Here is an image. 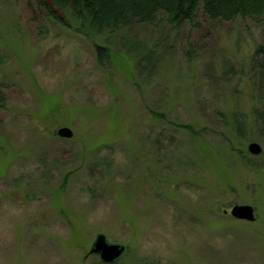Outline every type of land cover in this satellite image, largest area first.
<instances>
[{"label":"rangeland","instance_id":"rangeland-1","mask_svg":"<svg viewBox=\"0 0 264 264\" xmlns=\"http://www.w3.org/2000/svg\"><path fill=\"white\" fill-rule=\"evenodd\" d=\"M43 2L0 0V264H98L97 234L118 264H264L263 29L159 15L85 37ZM127 39L156 46L151 74Z\"/></svg>","mask_w":264,"mask_h":264},{"label":"trees","instance_id":"trees-1","mask_svg":"<svg viewBox=\"0 0 264 264\" xmlns=\"http://www.w3.org/2000/svg\"><path fill=\"white\" fill-rule=\"evenodd\" d=\"M39 4L58 25L85 37H97L106 31L126 29L133 24L151 26L156 24L159 15L174 29L184 25L196 27L195 20L200 14L210 23L248 19L264 31V0H46ZM123 45L134 57V70L143 75L151 74L156 61V46L149 47L128 39ZM106 57V53L97 51L98 64L102 65ZM254 62L264 71V45H259L255 51ZM155 116L160 118L158 114ZM241 120L245 118L241 116ZM232 123L237 134L241 135L244 126L238 124V118ZM243 163L250 166L247 160ZM94 165L108 168L107 161L102 159H97ZM98 264L107 263L99 261Z\"/></svg>","mask_w":264,"mask_h":264},{"label":"water","instance_id":"water-1","mask_svg":"<svg viewBox=\"0 0 264 264\" xmlns=\"http://www.w3.org/2000/svg\"><path fill=\"white\" fill-rule=\"evenodd\" d=\"M59 137L71 138L72 132L69 128L62 127L56 131ZM248 151L253 155H259L261 148L256 143H250L248 145ZM230 216L236 220H243L247 222H253L255 220L254 210L250 205H233L230 209ZM126 250L124 245L109 242L105 235L97 234L93 240L91 247L87 255H97L103 263H111L120 258Z\"/></svg>","mask_w":264,"mask_h":264},{"label":"flooded vegetation","instance_id":"flooded-vegetation-1","mask_svg":"<svg viewBox=\"0 0 264 264\" xmlns=\"http://www.w3.org/2000/svg\"><path fill=\"white\" fill-rule=\"evenodd\" d=\"M125 252H126V250L124 251V253H125ZM124 253H123V254H124ZM123 254L121 255V257L123 256ZM92 256H93V255H92ZM95 256H97V255H95ZM97 257L99 258V256H97ZM121 257H120V258H121ZM120 258L116 259L115 261H113V262H111V263H107V264H114V263H115L117 260H119ZM99 261H100V259H99Z\"/></svg>","mask_w":264,"mask_h":264}]
</instances>
